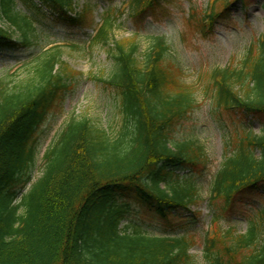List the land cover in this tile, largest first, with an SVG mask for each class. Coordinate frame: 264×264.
Wrapping results in <instances>:
<instances>
[{
	"label": "trees",
	"instance_id": "obj_1",
	"mask_svg": "<svg viewBox=\"0 0 264 264\" xmlns=\"http://www.w3.org/2000/svg\"><path fill=\"white\" fill-rule=\"evenodd\" d=\"M39 1L52 17L71 23L90 11L86 4L83 15L72 17L74 0ZM161 1L124 0L122 9L101 14L81 49L105 48L109 72L91 78L115 93L114 123L69 118L44 152L40 176L18 202L16 185L31 178L36 130L81 73L55 44L25 64L26 76L0 77V264H197L192 238L150 235L137 223L122 226L125 210L117 201V195H128L165 218L199 201L191 172L204 166V149L194 138L172 135L175 124L198 106L195 86L180 80L165 36L152 35L141 52L136 36L114 35L123 14L134 19ZM234 1L210 0L200 15L187 19L205 33ZM15 4L0 0V17L14 28L0 26L1 51L27 49L35 31L32 18ZM201 88L215 111L264 116V36L239 62L206 71ZM231 145L210 187V199L225 205L264 184V125L258 133L237 132ZM246 221L239 232L233 225L221 228L215 217L205 237V262L264 264V199Z\"/></svg>",
	"mask_w": 264,
	"mask_h": 264
},
{
	"label": "rangeland",
	"instance_id": "obj_2",
	"mask_svg": "<svg viewBox=\"0 0 264 264\" xmlns=\"http://www.w3.org/2000/svg\"><path fill=\"white\" fill-rule=\"evenodd\" d=\"M76 17L84 14V7L90 11L77 23L56 19L49 11L40 8L39 1L32 0L27 6L22 0H15V10L28 14L35 26L31 44L27 49L18 51L0 50V77H9L14 81L26 76L28 63L41 48L62 45L63 60L81 75L77 77L71 89L66 91L55 110H50L36 130V147L31 178L27 183L16 185V202L30 189V185L40 176L43 154L50 143L71 117L86 116L102 126L114 123L116 102L115 93L102 84H96L91 76L105 75L110 69V60L105 48L81 49L86 46L101 14L110 8L122 9L124 0H74ZM210 0H162L160 4L147 9L134 19L126 14L118 20L114 35L116 38L136 36L142 52L152 35H163L170 44V51L179 67L181 81L193 84L196 89L198 106L182 118L172 129L175 139L194 138L204 149L206 161L191 172V177L199 190V201L190 210H184L175 216L161 217L147 206L140 204L128 195H117L119 204H123V224L137 223L150 235L180 236L186 235L194 241L190 252L197 264H208L203 258L205 237L215 217L218 225L226 228L230 225L239 232L245 231L247 217L259 207L264 199V184L242 192L227 205L220 200L210 199L212 179L218 170L223 156L232 148L233 136L241 131L252 129L260 132L264 125V116L240 117L236 113L215 111L210 99L202 93L206 71L223 68L231 62H239L249 45L264 36V0H238L230 4L213 28L205 33L194 27L187 19L190 13L200 15ZM193 9V12H192ZM0 26L8 31L14 30L0 17ZM207 31V32H206ZM31 35V34H30ZM17 38L18 31L12 33ZM78 45V49L70 48ZM201 74L200 81L198 75ZM188 169L179 173L186 174ZM23 213L20 207L18 214Z\"/></svg>",
	"mask_w": 264,
	"mask_h": 264
}]
</instances>
